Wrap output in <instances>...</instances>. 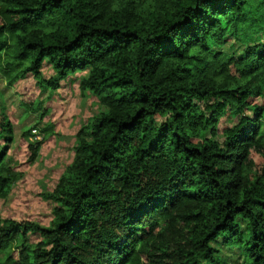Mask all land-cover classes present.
I'll use <instances>...</instances> for the list:
<instances>
[{
    "label": "trees",
    "instance_id": "16d2710c",
    "mask_svg": "<svg viewBox=\"0 0 264 264\" xmlns=\"http://www.w3.org/2000/svg\"><path fill=\"white\" fill-rule=\"evenodd\" d=\"M80 71L103 110L41 195L48 225L0 218V264H229L218 239L264 264V0H0L6 87L30 75L53 92ZM0 140L3 200L19 176L2 110Z\"/></svg>",
    "mask_w": 264,
    "mask_h": 264
},
{
    "label": "rangeland",
    "instance_id": "374dc122",
    "mask_svg": "<svg viewBox=\"0 0 264 264\" xmlns=\"http://www.w3.org/2000/svg\"><path fill=\"white\" fill-rule=\"evenodd\" d=\"M260 34L254 38L261 39ZM242 44L230 41L221 49L227 54H239ZM52 75L47 63L41 68V77ZM86 71L68 76L55 91H41L36 81L27 75L12 87H6L0 78V110L7 117L12 128V142L6 159L17 173L18 181L13 183L5 199L0 200V218L16 222H31L45 227L52 219L54 204L41 195L51 192L58 178L69 166L73 157L76 134L94 119L102 110L98 100L78 88ZM198 102H196L197 104ZM237 122V117L226 114L215 127V137L222 142V131ZM36 130L32 134V130ZM41 130H45L41 133ZM29 131L28 141H39L40 147L35 161L28 160L27 140L23 132ZM209 136L208 132H205ZM2 142L0 140V146ZM243 224L240 228L243 230ZM36 236L29 235L30 242ZM221 239L212 246L220 258L229 264H242V258L235 247H222ZM15 252L13 251V254Z\"/></svg>",
    "mask_w": 264,
    "mask_h": 264
},
{
    "label": "built area",
    "instance_id": "2783aa9c",
    "mask_svg": "<svg viewBox=\"0 0 264 264\" xmlns=\"http://www.w3.org/2000/svg\"><path fill=\"white\" fill-rule=\"evenodd\" d=\"M31 132H32V134H35L36 130L33 129Z\"/></svg>",
    "mask_w": 264,
    "mask_h": 264
}]
</instances>
